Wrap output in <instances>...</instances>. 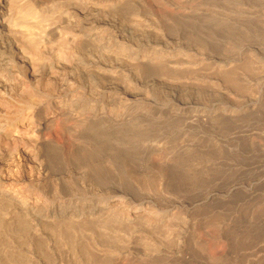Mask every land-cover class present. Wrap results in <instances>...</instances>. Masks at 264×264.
Segmentation results:
<instances>
[{
	"label": "rangeland",
	"instance_id": "obj_1",
	"mask_svg": "<svg viewBox=\"0 0 264 264\" xmlns=\"http://www.w3.org/2000/svg\"><path fill=\"white\" fill-rule=\"evenodd\" d=\"M52 1L13 0L15 20L40 7L17 39L53 74L0 82V180L107 221L36 224L1 203L0 264H264V0H128L107 50L64 41L80 17L103 24L85 0ZM55 110L37 140L28 116Z\"/></svg>",
	"mask_w": 264,
	"mask_h": 264
},
{
	"label": "bare ground",
	"instance_id": "obj_2",
	"mask_svg": "<svg viewBox=\"0 0 264 264\" xmlns=\"http://www.w3.org/2000/svg\"><path fill=\"white\" fill-rule=\"evenodd\" d=\"M39 1L41 4L48 5V3H49V5H50V2L52 0H35L36 3L38 2V4H39ZM81 2L89 7V9L92 11L91 13H93V15H95V17L97 15L98 18L99 17L105 18V20L106 19L107 20H106V22H105V20H102L103 21L102 25H96V24H91L90 21L87 19V17H80L78 19L79 24H78V26L76 25L77 27H76L75 31L72 32L73 33L72 35L62 34L65 36V37L63 36L64 41L69 42L72 46H77V48L74 47L75 50L78 49V47L81 48V46H87V47L89 46V48L93 47V48L102 49V50L104 48L107 50V49L115 48V46H117L118 44H122L123 43L122 40H123L124 36L126 35V33L128 32V28H130V26H129L130 21H128L129 20L128 13H129V8H130L128 5V0H87V1L85 0L84 2L83 1H81ZM142 2L144 3V1H142ZM26 3H28V2H26ZM138 3H139V1H138ZM37 7H39V6H37ZM37 7L33 4H29V5L25 6L24 8L20 9V11L17 12L18 16H17V19L15 20L14 9H13V0H0V82L5 83L6 85H9L8 83H12V84L17 83L19 81V79L21 78L20 74L18 72H21V71H24V73L25 72L30 73V75L32 74V76H34V77H37V76L40 77V74H41L42 78H49L48 76H51L53 74L52 71H50V70L42 71V73H40V71H39L40 69H37L38 65L36 66V64H37L36 61L38 60V59L36 60L37 55L35 56L34 54H31V53L30 54L28 53L29 55H27L25 53L24 49H22L20 47V45H21V43L19 42L20 39L19 40L17 39L18 35L16 32V28L25 27L26 29L28 28V30H30L26 21L29 19L35 18L39 14L40 9L38 10ZM40 7H41V9H44L46 6L42 7L40 5ZM141 7H142V4H141ZM46 10H47V8H46ZM15 11H17V10H15ZM91 15L92 14H90V16ZM91 17H93V16H91ZM22 22H23V25L21 24ZM76 24H77V22H76ZM117 28H118V30L121 31L122 35L120 33H119L120 35L118 34ZM50 31H48V33ZM65 34H67V33H65ZM19 35H20V37H22L23 42H25L29 48H30V46H32L33 48L37 49V48H39L38 47L39 44H41V45L43 44L42 41H41V43L37 42V39L33 35H24V36H21V34H19ZM50 36H51V34H50ZM50 39H51V37H50ZM44 40L46 41L47 39H44ZM49 42H51V41H49ZM19 43H20V45H19ZM47 43H48V41H47ZM45 44H46V42H45ZM33 48H31V50ZM1 50H3V51H1ZM35 52H36V50H35ZM131 54H132V58L134 57L135 59H140L139 61H142V60L145 61L146 57L149 55L148 52L145 51V49L144 50H139V49L135 50ZM42 78H40V79L42 80ZM59 111L60 110H55L50 116L45 115L44 117L41 118V122H38V123L35 122L36 114L30 112L31 114L29 116L27 115L28 120H29L28 132H30L32 135H34L37 138V140H42L44 138V130L47 126V122L49 121V118L54 117L57 114H59ZM7 129L3 126L0 128V130H3V131H8ZM1 180H0V204L3 203V204H5L4 206L7 205V206L13 208V210L15 209V211L19 212V214H21L20 212L24 213L25 216L33 223H36V224H42L43 223L44 224V222L47 221V219H50V222H51V220L53 221L56 219L64 221L65 218L71 219L73 222L74 221H80L81 219H84V218H87V219L88 218H93V219L97 218L101 222L107 221L106 218H104L105 216L102 213L103 211L101 213L103 214L104 217H102V218H104V219L101 218V215H102L101 213L96 212V211L91 210V209H88L85 206L80 208V209H75L73 212H71L70 210H69L70 212H65L62 210L61 212L58 213V212H55L53 210L44 209L45 207L44 208L42 207L43 204H41V202H39V200L33 201L34 199L33 198L31 199V197L28 195V192H27V195H28L27 196L23 192H18L17 189L19 190V188H17L15 190L14 187L8 186V184L6 185L5 181H3V180L1 181ZM13 210H11V211H13ZM110 210H112V209H110ZM58 211H59V208H58ZM99 211H101V210H99ZM109 212H112V211H109ZM134 212L137 213L134 217L142 216L141 214L139 215V211H134ZM55 214H57V215L54 216ZM118 214L119 213H117L115 215H118ZM98 215H100V217ZM108 215L106 213V216H108ZM111 215L112 214H110V217H111ZM123 217H125V216H123ZM167 218L168 217L165 215L164 216H162V215L158 216L157 215V219H156L155 223L156 224L157 223L163 224ZM116 219H114V220H116ZM25 220H27V219H25ZM114 220H113V223H114ZM99 221H98V223H99ZM152 221L153 220H151V222ZM48 222H49V220H48ZM48 222H47V224H48ZM58 222H56V223H58ZM81 222L82 221H80V223ZM90 222L88 223L89 225H90ZM95 222H97V221H94L93 224ZM33 223H30V224H32L34 226ZM105 223H108V222H105ZM111 223L112 222H109L108 224H111ZM36 224H35V226H36ZM83 224H85L84 221H83ZM148 224L149 223H147V225ZM165 224H167V223H165ZM71 225L75 226L76 222L74 223V225L71 223ZM77 225H80V224H77ZM99 226H101V224ZM161 226H163V225H161ZM159 227H160V225H159Z\"/></svg>",
	"mask_w": 264,
	"mask_h": 264
}]
</instances>
